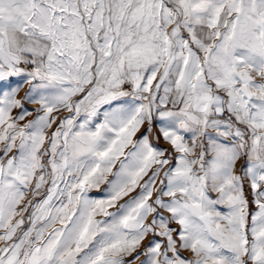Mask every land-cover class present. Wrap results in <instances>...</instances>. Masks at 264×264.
I'll return each mask as SVG.
<instances>
[{
	"label": "snow or ice",
	"instance_id": "1",
	"mask_svg": "<svg viewBox=\"0 0 264 264\" xmlns=\"http://www.w3.org/2000/svg\"><path fill=\"white\" fill-rule=\"evenodd\" d=\"M0 264H264V0H0Z\"/></svg>",
	"mask_w": 264,
	"mask_h": 264
},
{
	"label": "rangeland",
	"instance_id": "2",
	"mask_svg": "<svg viewBox=\"0 0 264 264\" xmlns=\"http://www.w3.org/2000/svg\"><path fill=\"white\" fill-rule=\"evenodd\" d=\"M23 95V92H21V96ZM28 107H32L31 105H29ZM161 146L163 147H167V145L163 144V142L161 141Z\"/></svg>",
	"mask_w": 264,
	"mask_h": 264
}]
</instances>
